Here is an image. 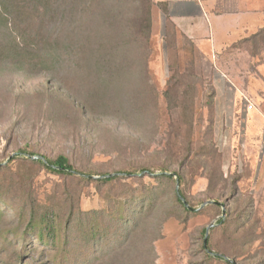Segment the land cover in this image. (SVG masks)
I'll use <instances>...</instances> for the list:
<instances>
[{"label": "rangeland", "instance_id": "1", "mask_svg": "<svg viewBox=\"0 0 264 264\" xmlns=\"http://www.w3.org/2000/svg\"><path fill=\"white\" fill-rule=\"evenodd\" d=\"M110 5L103 3L106 16ZM135 6L126 4L128 19ZM153 7L152 0L146 64L140 58L87 70L68 56L67 69L56 71L0 64V244L10 231L9 242L26 255L20 261L10 249L0 264H264V27L218 59L170 27L163 41V24L154 30ZM59 31L60 23L51 24L45 37ZM60 155L94 181L33 163ZM144 170L181 175L180 190L196 212L175 204L177 177H143ZM125 171L136 177L111 187L97 182ZM142 182L152 186V204L147 200L134 214L121 198ZM123 208L133 223L86 247L71 234L65 261L51 244L27 234L32 212L68 220L73 209L99 214Z\"/></svg>", "mask_w": 264, "mask_h": 264}, {"label": "trees", "instance_id": "2", "mask_svg": "<svg viewBox=\"0 0 264 264\" xmlns=\"http://www.w3.org/2000/svg\"><path fill=\"white\" fill-rule=\"evenodd\" d=\"M115 1L120 4L119 10H116V2L110 0H0V25L4 27L0 32V64H21L28 68L54 71L58 68L67 69L64 67L70 62L87 70L98 68L101 65L111 67L136 64L140 62V58L142 63L146 64L151 48L152 0ZM105 2L111 4L108 16L102 12ZM129 2L136 5L134 9L136 15L133 19H128L129 11L126 12V4ZM160 6L165 11L166 4ZM59 23L63 32L59 31L56 35L50 34L46 38L47 26L57 24L59 27ZM263 32L264 29L259 34L262 35ZM65 56H68L70 62L65 60ZM78 83L79 81L76 80V84ZM95 96L96 92L93 91L89 93L87 99L91 100ZM21 154L30 158L35 156L25 150H22ZM33 163L57 175H80L89 182L96 178L91 173L78 171L64 155L58 156L55 160L43 156L38 157ZM1 167L0 164V169ZM142 172L145 173L143 177L156 176L150 170ZM173 176L177 177L179 186V189H175V204L185 213L196 212L188 204L183 191L180 190L184 183L181 175L163 172L156 177L160 180H174ZM132 177H136L135 172L125 171L101 175L97 178V182L111 187L120 179ZM141 184L140 190L133 189L131 197H124L126 200L121 198L126 209L134 210V214L146 207L147 200H150L149 205L152 204V186L143 182ZM135 190H137L136 195L133 194ZM124 208L118 212L110 211L99 214L73 209L68 220H62L57 213L50 211L39 215L32 212L33 215L27 219V234L38 235L40 243L51 244L55 250L60 252L59 260L65 261L71 252V234L78 240L82 238L83 245L86 247L92 241L107 238L113 228L117 230L119 226L133 223L134 221L123 216ZM23 212L19 215L22 221L24 220ZM105 218H110L113 224L105 223ZM222 221L219 220V223ZM7 233L9 235L10 231ZM8 235L5 236V242L0 244V257L13 249L14 257L20 261L26 258L23 250L18 252L14 244L9 242ZM207 252L212 255L210 251ZM84 259L85 263L89 262V255H86ZM23 263L22 261L18 264Z\"/></svg>", "mask_w": 264, "mask_h": 264}, {"label": "crops", "instance_id": "3", "mask_svg": "<svg viewBox=\"0 0 264 264\" xmlns=\"http://www.w3.org/2000/svg\"><path fill=\"white\" fill-rule=\"evenodd\" d=\"M154 30L161 22L192 41L205 56L221 59L228 49L264 27L263 0H153ZM166 4L165 11L159 6ZM260 124V123H259ZM264 126V125H263Z\"/></svg>", "mask_w": 264, "mask_h": 264}, {"label": "water", "instance_id": "4", "mask_svg": "<svg viewBox=\"0 0 264 264\" xmlns=\"http://www.w3.org/2000/svg\"><path fill=\"white\" fill-rule=\"evenodd\" d=\"M33 159H35L34 157H32ZM178 186V185H177ZM223 215H224V211H223ZM214 225H210L208 228H207V232L213 227ZM207 241H208V233L204 239V247L207 249ZM232 264H236L235 262L233 261H230Z\"/></svg>", "mask_w": 264, "mask_h": 264}, {"label": "built area", "instance_id": "5", "mask_svg": "<svg viewBox=\"0 0 264 264\" xmlns=\"http://www.w3.org/2000/svg\"><path fill=\"white\" fill-rule=\"evenodd\" d=\"M250 109H252V107H250Z\"/></svg>", "mask_w": 264, "mask_h": 264}]
</instances>
